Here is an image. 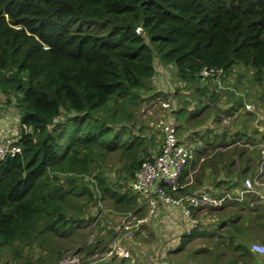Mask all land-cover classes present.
<instances>
[{"label": "trees", "instance_id": "1", "mask_svg": "<svg viewBox=\"0 0 264 264\" xmlns=\"http://www.w3.org/2000/svg\"><path fill=\"white\" fill-rule=\"evenodd\" d=\"M233 65L248 68L254 81L264 77V0H0V94L18 111L21 148L0 161V262L7 249L18 257L46 245L49 255L38 263L51 264L71 246L61 239L89 220V205L106 196L117 211L138 204L128 182L153 153L144 134L130 131L128 107L150 92L158 67L203 87L214 76L202 81V69L226 74ZM206 89L199 92L216 105L220 89ZM225 89L223 97L234 96ZM177 113L189 118L182 108ZM218 138L216 155L226 146ZM234 148L253 162L244 146ZM116 151L128 173L111 182L105 170L92 169ZM207 209L216 231L189 235L214 236L196 250L202 264H264L250 250L264 233V204L249 194Z\"/></svg>", "mask_w": 264, "mask_h": 264}, {"label": "rangeland", "instance_id": "2", "mask_svg": "<svg viewBox=\"0 0 264 264\" xmlns=\"http://www.w3.org/2000/svg\"><path fill=\"white\" fill-rule=\"evenodd\" d=\"M170 69V68H169ZM171 75L174 74V79L178 80L175 75L174 70H170ZM237 73H240L241 78L238 79L241 82V85L244 88V91L249 95H256L257 93H263L264 91V77L262 81H254L252 74L248 68L236 66H231V69L228 73L224 74L221 84L224 86H228L237 80ZM167 84V81L165 82ZM215 84V82H214ZM179 87V88H177ZM168 88V87H167ZM177 88V89H176ZM241 88V89H243ZM188 89V88H187ZM155 88H151L148 93L141 92L137 102L130 103L128 109L131 112V123L133 124L132 130H130L136 138H140V135H143L145 140L146 151H150L154 148L155 151H158L161 142L162 136L157 132L155 128L152 127L151 122H155L158 118L163 117L166 118L170 116L171 120L174 122L177 130V135L181 138V140L191 143L190 140H186L185 136L187 134V128L190 129V121H187L184 117H178V110L181 108L184 110L185 117L188 116L191 110H188V105L190 103V99L187 98L188 93L182 90H186L185 84L176 83L171 89H167L164 91H153ZM224 93L226 89H221ZM176 91V92H175ZM157 92V93H156ZM219 96L222 98L224 94L220 93ZM186 96V98H185ZM5 94H0V115H6L9 119V122H5L7 124L6 128L11 132H18V121L15 117L18 115L17 109L13 105H8L3 102V98H5ZM2 101V102H1ZM167 104V106L164 105ZM256 108L262 109L263 105L259 104ZM214 113L209 114L211 118ZM228 121L222 122V117H225ZM234 115L229 112L219 111L218 114H215L212 120L207 122V128H210L213 132H221L227 124L232 125V119ZM238 119L235 118L234 120ZM187 121V123H186ZM227 123V124H226ZM192 124V123H191ZM194 125H197L196 123ZM194 127V126H193ZM195 128L197 130V134L193 136L196 138L194 140H200L201 135L204 134L206 128H202L197 126ZM252 126L249 128V132H252ZM17 134V133H16ZM201 134V135H199ZM124 135V134H123ZM16 136L14 135V138ZM142 138V137H141ZM234 138V137H233ZM223 139V134L221 133L218 140ZM226 138V141H232ZM253 140V142H252ZM248 140L250 148H255L258 150L260 148L261 140H258L256 143V139ZM183 141V142H184ZM237 141H244L243 138H235L233 143L237 144ZM195 143V141H193ZM226 144V143H225ZM240 145V144H238ZM242 146V145H240ZM239 147V146H237ZM247 147V148H248ZM192 148V147H191ZM224 151H227L229 147H222ZM221 148V149H222ZM233 148V147H230ZM157 149V150H156ZM236 152L230 151L228 153L236 154L238 148H234ZM193 150V159L195 158L194 148ZM212 151V150H211ZM238 154V153H237ZM118 151L111 152L108 156L105 157V162L100 165H95L92 169L93 171L105 170L107 178L113 179L111 182H114V179L118 178V173L122 174L121 176H126L128 171L124 167V162L120 159ZM192 159V161H193ZM260 160V158H259ZM240 161V160H239ZM194 165H196L195 174L201 168L202 161L199 162V159L196 156V160L194 161ZM264 174V173H263ZM261 175L264 181V175ZM121 176L119 178H121ZM129 179V176L125 177V180ZM122 179V178H121ZM86 182H92L93 179L91 175L86 177ZM123 180V179H122ZM130 180V179H129ZM119 183V181L115 182ZM112 199H109L107 196L103 200L97 201L96 205L88 206L86 212L84 214L85 217H89L87 223L80 229H77V234L75 233L72 238H63L61 239V243L64 245L66 243L71 244V246L65 249L63 258L68 257L73 260L77 258V261H74L73 264H202L200 260V254L197 253V249L202 248L205 245H209L212 241L213 235L205 234L201 236H193L190 239L189 235L192 233L191 230L187 234H181L177 243V247L171 251L167 250L160 256V252L158 251L156 257V244L155 241L156 235L153 233L151 229L146 230L147 225L145 223L149 222V219H146L139 225V228L133 233L132 238L127 241L128 246L131 249L132 259L125 258L121 260L119 256H113V254L108 253L109 241L112 235L116 233L115 225L121 222L122 219L125 218L127 211H117L112 207L111 203ZM257 201V199H255ZM138 204L133 207V210H129L135 216V218H140V215L143 217L146 215L147 208L146 205L139 204L140 200L137 201ZM261 203V202H260ZM263 204V203H262ZM213 211L209 209H203L199 211L196 215L198 220V225L196 230L198 232H202V230L206 232H210V230L214 229L212 226V222L214 221L212 218ZM95 217L93 218V216ZM97 217V219H96ZM93 218V219H92ZM212 221V222H211ZM184 229V227H183ZM144 230V231H143ZM165 229H163L164 231ZM183 233V230H182ZM258 239H253L252 242H259L264 245V233H261V236ZM183 238V239H182ZM181 240H186L182 247L179 248V244ZM210 240V241H209ZM99 244L97 248H89L91 244L97 243ZM209 241V242H208ZM66 242V243H65ZM60 244V243H59ZM58 244V245H59ZM46 245L42 247H33L26 248L24 253L18 257H12L11 251L7 249L4 251V255L0 264H46V263H38V258L42 254H48L50 250H45ZM174 248V247H173ZM47 249V248H46ZM89 251H92L91 254H88ZM256 254V253H255ZM111 255V256H109ZM159 256V257H158ZM260 259L264 260V254L258 255ZM73 258V259H72ZM203 260L206 261V258L203 257ZM48 262V260H46ZM154 261V262H153ZM208 261V260H207Z\"/></svg>", "mask_w": 264, "mask_h": 264}, {"label": "built area", "instance_id": "3", "mask_svg": "<svg viewBox=\"0 0 264 264\" xmlns=\"http://www.w3.org/2000/svg\"><path fill=\"white\" fill-rule=\"evenodd\" d=\"M159 69L166 74L170 72L169 68L164 70L160 67ZM210 72L214 76L217 87L220 89L227 88L221 84L224 76L221 69L209 70L204 68L198 73L200 79L204 81ZM203 101H205L204 97ZM164 105L167 106L166 103ZM245 108L250 109V106L245 104ZM222 118V122L228 121V116L227 119ZM151 125L162 136L161 145L150 158L140 162L128 182V187L139 196V204L143 205L144 203L146 205L147 212L144 217L135 218L132 212L127 211L125 218L115 225L116 233L111 236L109 241V254L132 259L131 249L127 241L132 238L133 233L142 222L156 215L159 203L175 206L181 211L186 221L183 234H187L197 227L199 222L196 215L207 207H216L228 200L241 201L249 194L264 204V181L261 177L264 171V139L259 148L258 169L254 173L244 176L238 189L226 190L220 194H210L203 190L191 191L188 189L187 186L191 183L192 174H186V179L182 174L184 168L193 159V150L191 145L179 138L176 126L170 116L160 117L155 122H151ZM14 135L16 136V132L13 133L0 125V161L21 151L20 146L15 143ZM236 143L246 147L250 146L248 140L237 141ZM250 250L262 255L264 254V245L259 242H251ZM77 260V258L71 260L68 257H62L51 264H73Z\"/></svg>", "mask_w": 264, "mask_h": 264}, {"label": "crops", "instance_id": "4", "mask_svg": "<svg viewBox=\"0 0 264 264\" xmlns=\"http://www.w3.org/2000/svg\"><path fill=\"white\" fill-rule=\"evenodd\" d=\"M160 67L157 68L154 76L149 80V84L151 85V87L155 88L157 91H164L167 89H171L176 83L178 84L183 83L185 84L186 90H182V91H184V93L187 92L188 93L187 98L190 99L188 110L191 111L189 112L190 113L188 115L189 118L187 119V121H190L189 123L190 129L187 128V134L185 136V139L190 140L191 143H188L184 140L183 141L186 144L191 145L192 148H194L195 158L193 159V161L191 160L187 164L182 174V176L185 179L189 173L192 174L191 183L187 186L188 189L191 191L203 190L210 194H220L226 190L238 189L241 184V179L246 175H250L254 173L255 170L258 169L259 159L257 160V165L255 164V161L258 158V150L255 148H250L248 146L247 148L246 146H244V148H246V151H248L249 154L252 156V157L249 156L250 159L253 160V162L252 163L250 162V164H245L243 154L238 155L237 153L231 154L228 152L229 149H231L230 147L234 148L240 146L238 144L233 143L236 133H238L237 138L241 139V136L242 137L244 136L243 137L244 141L249 139L250 140L256 139L255 140L256 143L258 142V140H261V142L263 141L264 91L263 93L260 94L257 93L256 95H249L244 91V88L241 85L240 80H238L241 78L240 73H237V77H238L237 80H235L234 83L228 85L233 89L235 97L233 96L231 98H227V97L220 98L219 97L221 95L220 93L223 94V92L219 87H217L214 84L213 80H209L207 82V85L202 87L200 86L202 85L201 82H196V84H194L193 82L180 81L179 79L175 80L174 74L171 75L169 72L168 74H166L165 72H162L159 69ZM166 81L167 84H165ZM202 88H209L206 90H210L212 88L214 90L215 88L220 89L219 92L216 91L215 93L217 94L216 95L217 100L214 104L216 105H212L209 102L207 96L204 93L202 94L199 92V89ZM203 97L205 101H203ZM245 104H248L250 106V109H246ZM259 104L260 105L262 104L263 108L258 110L256 106ZM219 106L224 107V110L234 115V117L232 119L233 124L231 123L232 125L230 126L229 124L226 125L230 130L229 132L226 133V135L223 136V140H222L224 143H226V146L224 147H229V148H227L228 149L227 151H224V148L221 147L222 148L221 153L217 154L218 155L217 156L213 151H211V148L212 145L214 144L213 139L215 137H219L221 132H213L210 128H207V125H205L204 127L201 126L202 128H206V129L203 135L199 134L202 137L200 138V140L197 141L194 140L196 139L194 137L195 136L194 134H197V130L195 129L197 128V126L194 124L196 122H200L203 118H205V115L207 116L211 113H214L212 114L214 117V115L217 113L214 110L212 111L211 108L215 107V109H217L219 108ZM237 115H238V119L234 120L235 118H237ZM212 118L211 116H208L206 120L210 121L212 120ZM5 122H9L8 117L6 115H0V125L6 127L8 123L5 124ZM251 126L253 130L252 132H249V128ZM226 138H228L229 140L231 139L233 140L226 141ZM193 141H195V143ZM155 152L156 151L153 148L150 150L149 153H155ZM196 156L199 159V162L202 161L201 168L197 174H195L196 171L195 167L196 165H199V163L194 165ZM123 190L124 188H122V191ZM137 199L138 200L140 199L138 195H137ZM158 207L159 208L157 210L156 215L153 218H150L149 222L145 223L147 225L146 230L151 229L153 233L156 235L155 241L157 242V244L155 246L156 247V254L154 255L155 257L156 255H158L157 254L158 251L160 252V256H161L167 250L171 251L177 247V244L175 243H177L179 241L178 239L181 238L180 235L183 234L182 230L186 223L185 219L181 214V211L177 207L172 205H163L161 203H159ZM212 224H213L212 226L214 227V229L212 230L216 231L218 227L217 223L213 221ZM163 229L165 230L163 231ZM203 231L204 230H202V232Z\"/></svg>", "mask_w": 264, "mask_h": 264}]
</instances>
